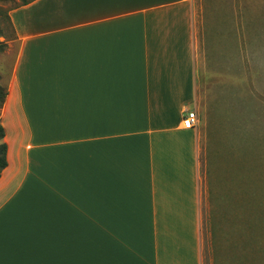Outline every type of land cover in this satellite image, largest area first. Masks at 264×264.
<instances>
[{"label":"crops","instance_id":"0c3cea01","mask_svg":"<svg viewBox=\"0 0 264 264\" xmlns=\"http://www.w3.org/2000/svg\"><path fill=\"white\" fill-rule=\"evenodd\" d=\"M195 3L29 0L0 20V264H205L240 244L248 196L198 118Z\"/></svg>","mask_w":264,"mask_h":264},{"label":"rangeland","instance_id":"374dc122","mask_svg":"<svg viewBox=\"0 0 264 264\" xmlns=\"http://www.w3.org/2000/svg\"><path fill=\"white\" fill-rule=\"evenodd\" d=\"M20 4L0 1L7 31L8 13ZM195 12L204 82L198 118L209 123L210 150L227 159L232 187L240 177L248 196L240 244L218 246L217 260L210 253L205 264H264V0H196ZM5 34L13 37V32ZM236 223L228 216L224 224L233 240Z\"/></svg>","mask_w":264,"mask_h":264},{"label":"trees","instance_id":"16d2710c","mask_svg":"<svg viewBox=\"0 0 264 264\" xmlns=\"http://www.w3.org/2000/svg\"><path fill=\"white\" fill-rule=\"evenodd\" d=\"M0 1H6V0H0ZM29 0H21V4L28 3ZM9 19V18H8ZM2 28L0 26V38L2 35L4 36V32H2ZM6 49V43L0 41V53L4 52ZM7 97V90L5 87L0 86V109L5 103ZM5 138V132L4 128L1 124L0 120V177L3 172V170L7 167L8 161H7V144L4 142Z\"/></svg>","mask_w":264,"mask_h":264},{"label":"built area","instance_id":"2783aa9c","mask_svg":"<svg viewBox=\"0 0 264 264\" xmlns=\"http://www.w3.org/2000/svg\"><path fill=\"white\" fill-rule=\"evenodd\" d=\"M183 127L185 129H191L196 126L197 124V115L195 112H189L186 111L185 116L183 117L182 120Z\"/></svg>","mask_w":264,"mask_h":264}]
</instances>
